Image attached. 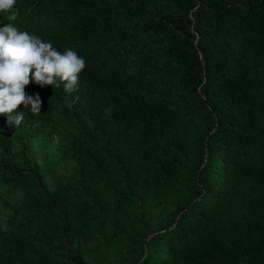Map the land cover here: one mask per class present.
<instances>
[{"label":"trees","instance_id":"obj_1","mask_svg":"<svg viewBox=\"0 0 264 264\" xmlns=\"http://www.w3.org/2000/svg\"><path fill=\"white\" fill-rule=\"evenodd\" d=\"M14 10L0 27L86 67L73 90L30 82L18 127L0 115V264H91L87 241L107 264L132 227L129 264H264V0Z\"/></svg>","mask_w":264,"mask_h":264},{"label":"clouds","instance_id":"obj_2","mask_svg":"<svg viewBox=\"0 0 264 264\" xmlns=\"http://www.w3.org/2000/svg\"><path fill=\"white\" fill-rule=\"evenodd\" d=\"M15 4L16 0H0V12L11 13L6 17L9 21L19 16ZM85 67V60L72 49L61 53L52 43L20 31L11 23L0 27V115L6 116L7 126L22 123L24 112L16 111L22 104L32 114L41 113L39 95L25 93L30 82L59 87V81L66 90H73Z\"/></svg>","mask_w":264,"mask_h":264},{"label":"rangeland","instance_id":"obj_3","mask_svg":"<svg viewBox=\"0 0 264 264\" xmlns=\"http://www.w3.org/2000/svg\"><path fill=\"white\" fill-rule=\"evenodd\" d=\"M167 213L159 209L148 215L149 227H158L166 221ZM136 229L130 228L124 236V241L118 242L115 246L107 247L106 261L107 264H129L132 260L134 252V237ZM83 255L91 264H102L104 254L102 252V245L98 242L87 241L82 245ZM136 254H138L136 252Z\"/></svg>","mask_w":264,"mask_h":264}]
</instances>
